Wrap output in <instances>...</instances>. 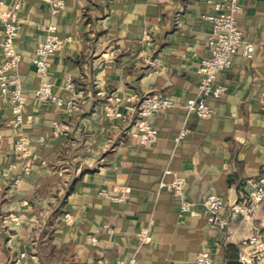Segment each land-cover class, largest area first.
I'll return each mask as SVG.
<instances>
[{"label": "crops", "instance_id": "1", "mask_svg": "<svg viewBox=\"0 0 264 264\" xmlns=\"http://www.w3.org/2000/svg\"><path fill=\"white\" fill-rule=\"evenodd\" d=\"M1 1L9 9L18 0ZM25 1L16 49L23 55L18 74L29 96L26 114L33 118L22 128L32 166L25 173L29 159L15 151L12 106L0 97V264H115L132 255L138 264H195L201 252L215 264H240L246 241L264 225V203L249 219L230 220L227 207L220 227L208 222L202 201L217 194L228 206L242 198L245 179L264 174V48L251 59L234 57L220 77L227 93L208 99L216 113L202 119L188 115L184 104L199 93L208 0H62L66 7L57 14L45 0ZM245 5V39L264 42V0ZM49 25L68 39L51 57L55 93L69 96L64 84L71 78L81 91L159 93L175 101L148 118L159 131L153 145L126 135L89 97L74 115L34 98L40 79L32 55ZM55 121L66 126L58 137ZM185 126L190 134L176 141ZM62 168L71 177L67 184ZM175 176L188 182L191 214L181 215L169 191L156 193L160 181ZM103 190L110 196L100 195ZM148 226L151 242L142 246L135 234Z\"/></svg>", "mask_w": 264, "mask_h": 264}, {"label": "built area", "instance_id": "2", "mask_svg": "<svg viewBox=\"0 0 264 264\" xmlns=\"http://www.w3.org/2000/svg\"><path fill=\"white\" fill-rule=\"evenodd\" d=\"M51 6L53 14L64 9L62 0H45ZM163 2L164 0H159ZM247 0H208L204 19L210 23V33L207 38V55L203 58L198 70V96L188 99L184 109L188 115L208 119L215 115L214 108L208 103L209 98L220 99L227 93L228 88L220 82L222 73L229 70L233 65V59L241 53L246 59H251L259 49L264 48V42L253 43L245 39L244 32L240 26V19L246 12L245 2ZM25 0H18L11 8L4 9L3 1L0 0V22L3 31L0 34V97L11 104L12 125L19 130L15 151L23 158L29 159L24 171L29 174L32 166V151L30 139L22 131V128L32 122V116L26 114L29 96L25 92L18 69L23 61V55L16 49V40L20 33L19 13L26 6ZM44 40L39 43L33 51L32 64L40 79L39 86L33 90L34 98L42 103H49L64 111L68 115L78 113L86 99L91 98L98 110H101L109 121L117 122L130 137L137 138L142 145H153L158 137L159 131L153 127L148 118L153 114L172 109L176 106L173 99L162 94L148 96H124L115 93L108 88H99L93 91L78 89L71 78L64 84L65 92L69 96L55 93L53 84L49 80L51 69V57L60 53L67 42V38L61 37L52 26L44 28ZM144 41L148 45L152 40L145 35ZM261 108L264 110V93L260 96ZM54 135L60 136L66 126L58 121L53 122ZM190 134L188 127L181 128L176 141L184 139ZM44 142L43 137L40 138ZM166 173H170L167 171ZM60 177L65 178L67 184L71 177L67 169L58 171ZM245 192L241 199L230 203L217 194H210L202 201V208L207 213V220L213 226L223 227L226 220L222 213L228 207L229 219H249L256 209L264 203V174L257 177H249L244 181ZM188 182L184 177L175 176L171 182L160 181L156 193L163 190L169 191L178 201L181 215L191 214L195 204L185 197ZM102 196H110L106 190L100 191ZM118 200H124V195ZM12 221L19 224V217L11 216ZM67 224L74 222L71 213L65 214ZM153 222H151V225ZM150 225V226H151ZM141 229L135 236L140 245L151 242V227ZM240 264H264V234L255 233L245 243L244 249L239 254ZM14 264H17L14 263ZM115 264H138L136 255L129 259H118ZM195 264H215L213 258L205 252L197 254Z\"/></svg>", "mask_w": 264, "mask_h": 264}, {"label": "rangeland", "instance_id": "3", "mask_svg": "<svg viewBox=\"0 0 264 264\" xmlns=\"http://www.w3.org/2000/svg\"><path fill=\"white\" fill-rule=\"evenodd\" d=\"M258 230L256 232L264 234V225L261 226V229H258Z\"/></svg>", "mask_w": 264, "mask_h": 264}, {"label": "trees", "instance_id": "4", "mask_svg": "<svg viewBox=\"0 0 264 264\" xmlns=\"http://www.w3.org/2000/svg\"><path fill=\"white\" fill-rule=\"evenodd\" d=\"M174 198V197H173ZM175 199V198H174ZM176 200V199H175ZM177 201V200H176ZM178 202V201H177Z\"/></svg>", "mask_w": 264, "mask_h": 264}]
</instances>
